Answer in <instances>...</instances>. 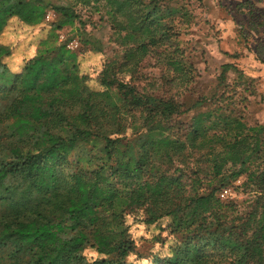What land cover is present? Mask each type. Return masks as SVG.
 Returning <instances> with one entry per match:
<instances>
[{"label": "trees", "instance_id": "trees-1", "mask_svg": "<svg viewBox=\"0 0 264 264\" xmlns=\"http://www.w3.org/2000/svg\"><path fill=\"white\" fill-rule=\"evenodd\" d=\"M73 2L103 10L120 51L107 57L87 37L66 48L72 37L60 42L58 32L84 25L73 5L0 0V264H141L130 217L168 220L159 227L174 241L167 254L154 251L158 234L139 241L151 245L148 264H264V166L249 169L264 158V125L238 106L242 73L228 89L232 63L208 95L196 94L198 73L179 43L194 24L190 0ZM49 11L51 40L19 61ZM10 20L21 29L7 40ZM90 52L102 57L99 90L79 71ZM90 141L103 143L96 165L71 159ZM243 175L256 195L239 210L219 194Z\"/></svg>", "mask_w": 264, "mask_h": 264}, {"label": "rangeland", "instance_id": "rangeland-1", "mask_svg": "<svg viewBox=\"0 0 264 264\" xmlns=\"http://www.w3.org/2000/svg\"><path fill=\"white\" fill-rule=\"evenodd\" d=\"M53 5H73L74 10L81 17L84 25L78 22L71 27H65L59 31L64 39L72 37L70 41H76L80 49L83 47L80 39L85 37L91 39V43L100 45L107 57H111L115 52L120 51L111 42V29L102 9L95 10L96 5L74 4L73 0H47ZM200 1V2H199ZM249 1V5L242 6ZM190 5L194 11V24L189 28H182L179 36L180 46L185 51L186 57L194 63L197 76L195 85L196 94L208 95L214 89L215 78L220 72V65L232 63L237 67V71L227 72L226 81L230 83L228 89L237 83L238 72L243 77L236 87L237 92L245 95L246 101L239 103L240 108L245 109V116L251 123L264 125V0H190ZM52 13L51 11H49ZM54 16L44 25L38 26L31 31L27 44L18 55V60L23 61L34 56L40 42L51 40L50 24ZM80 25V26H79ZM79 27L81 34H74V29ZM20 24L16 20H10L4 32L7 40L19 36ZM25 29H22V36ZM30 40V43L28 44ZM69 42V41H68ZM88 47V45H87ZM258 56H257V55ZM261 57L263 61L259 58ZM101 54L90 52L86 53L79 60L80 73L86 74L87 84L92 89L99 90L96 76L101 69ZM153 60L148 58L145 62V71L154 73ZM248 86L247 91L243 87ZM239 87V88H238ZM228 89H226L228 91ZM251 93V94H249ZM237 98V97H235ZM204 110V108H202ZM188 120V119H185ZM263 140L262 152L264 153V131L260 134ZM103 143L101 141H90L85 145L78 146L71 159L79 163L89 161L91 165H96L101 156ZM264 158H257L250 164V171L264 166ZM245 177L240 176L233 181L231 179L227 186L230 191L228 200L237 205V209L243 210L247 204L253 200L255 191L253 184H245ZM205 185V184H204ZM128 223L132 238L137 242L142 257L141 261H147L151 245L146 242H139L140 239H150L151 236L158 234L161 239H165L162 245L156 244L154 251L160 254H167L169 247L174 243L171 236L166 232H159V227L167 225L168 220L163 219L159 225L146 226L143 223L133 221ZM128 221V218L126 219ZM137 225H143L141 230ZM141 233V234H138Z\"/></svg>", "mask_w": 264, "mask_h": 264}, {"label": "built area", "instance_id": "built-area-1", "mask_svg": "<svg viewBox=\"0 0 264 264\" xmlns=\"http://www.w3.org/2000/svg\"><path fill=\"white\" fill-rule=\"evenodd\" d=\"M53 14L50 13V12H47V14L45 15V21H48L50 18H52ZM58 40L60 42H63L64 41V37L62 35H59V38ZM77 46V43L76 41H69L67 42L66 44V48L70 49V50H73L75 47ZM230 195V191L229 189H223L220 194H219V198L220 199H226L228 198V196Z\"/></svg>", "mask_w": 264, "mask_h": 264}, {"label": "clouds", "instance_id": "clouds-1", "mask_svg": "<svg viewBox=\"0 0 264 264\" xmlns=\"http://www.w3.org/2000/svg\"><path fill=\"white\" fill-rule=\"evenodd\" d=\"M127 222L130 223L131 222V219L128 218V221ZM137 227H139L142 230L144 226L143 225H137ZM138 234H141V233H138ZM132 259H134V257L131 256V255H129L128 256V260L131 261ZM142 264H148V262L147 261H143Z\"/></svg>", "mask_w": 264, "mask_h": 264}]
</instances>
